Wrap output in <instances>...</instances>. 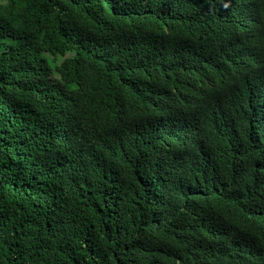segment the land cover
<instances>
[{
    "label": "trees",
    "instance_id": "1",
    "mask_svg": "<svg viewBox=\"0 0 264 264\" xmlns=\"http://www.w3.org/2000/svg\"><path fill=\"white\" fill-rule=\"evenodd\" d=\"M0 264H264V0H0Z\"/></svg>",
    "mask_w": 264,
    "mask_h": 264
},
{
    "label": "rangeland",
    "instance_id": "2",
    "mask_svg": "<svg viewBox=\"0 0 264 264\" xmlns=\"http://www.w3.org/2000/svg\"><path fill=\"white\" fill-rule=\"evenodd\" d=\"M45 56H46V54H45ZM47 57V56H46ZM48 58V57H47ZM52 57H50V58H48V60L50 61V64L53 66V62H52ZM62 60V58H60V57H57V59H56V63L58 64V63H60V61Z\"/></svg>",
    "mask_w": 264,
    "mask_h": 264
}]
</instances>
